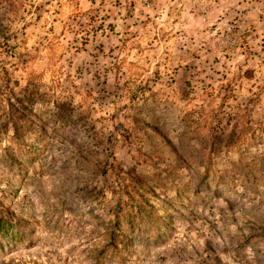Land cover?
Returning a JSON list of instances; mask_svg holds the SVG:
<instances>
[{
    "label": "rangeland",
    "instance_id": "374dc122",
    "mask_svg": "<svg viewBox=\"0 0 264 264\" xmlns=\"http://www.w3.org/2000/svg\"><path fill=\"white\" fill-rule=\"evenodd\" d=\"M0 218V264H264V0H0Z\"/></svg>",
    "mask_w": 264,
    "mask_h": 264
},
{
    "label": "trees",
    "instance_id": "16d2710c",
    "mask_svg": "<svg viewBox=\"0 0 264 264\" xmlns=\"http://www.w3.org/2000/svg\"><path fill=\"white\" fill-rule=\"evenodd\" d=\"M4 222H5V220L3 218H0V228L3 226Z\"/></svg>",
    "mask_w": 264,
    "mask_h": 264
}]
</instances>
